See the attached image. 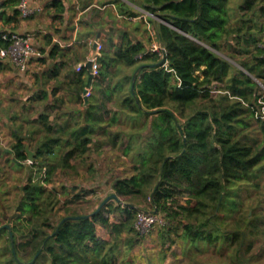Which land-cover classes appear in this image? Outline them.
I'll return each mask as SVG.
<instances>
[{"label": "trees", "instance_id": "16d2710c", "mask_svg": "<svg viewBox=\"0 0 264 264\" xmlns=\"http://www.w3.org/2000/svg\"><path fill=\"white\" fill-rule=\"evenodd\" d=\"M128 1L148 12L149 23L153 17L160 20L154 29L166 60L153 66L161 57L147 51L151 35L134 42L124 32L119 45H110L112 52H101L99 76L91 83L87 103L86 69L70 78L65 93L82 110L59 107L53 114L63 99H56L54 88L53 104L43 105L37 118L27 121L25 133L22 124L15 127L12 152H2L6 163L25 166L27 141L35 149L29 166L35 174L44 172L36 181L28 177L18 214L0 224V264H134L127 255L143 236L135 228L137 210L108 202L87 218L65 207L66 214L54 222L59 194L44 187L56 172L73 168L70 161L92 150L90 144L96 149L116 146L122 136H111L108 128L118 121L117 110L128 114L133 127L149 124V132L127 138L124 155L140 141L134 173L116 178L112 192L124 203L162 214L169 225L159 232L161 245L171 249L179 240L183 254L193 258L191 264L204 263L187 250L201 253L210 247L225 254L227 260L217 264H251L254 243L264 235V216L243 211L234 188L264 173V141L239 135L255 122L264 137V0H241L239 23L232 20L230 0ZM52 4L63 12L62 0ZM5 45L0 39V46ZM47 98L48 92L40 89L37 99ZM108 104L116 111L106 118ZM96 133L106 141L94 143ZM63 194L69 195L66 188ZM80 196L76 193L66 203L75 204ZM230 219L233 229L225 230ZM98 226L108 239L97 234Z\"/></svg>", "mask_w": 264, "mask_h": 264}, {"label": "crops", "instance_id": "0c3cea01", "mask_svg": "<svg viewBox=\"0 0 264 264\" xmlns=\"http://www.w3.org/2000/svg\"><path fill=\"white\" fill-rule=\"evenodd\" d=\"M28 1L37 11L28 18H21L19 13H15L17 2L0 0V33L31 35L35 47L43 55L32 61L24 73L19 72L8 59L0 58L1 154L3 151L12 152L10 147L15 141V127L22 124V132L25 133L27 121L37 118L33 108L53 104L55 98L51 91L54 88L58 89L56 99H63L57 101L53 114L71 103L65 91L70 78L78 73L76 66L87 61L93 42L98 41L106 51H111L114 46L110 45L120 44L122 32H133L129 38L134 42H144L148 36L144 34L149 23L148 12L128 0H120L124 6L116 0H62L63 12L53 6L52 0ZM135 8L139 11L135 17L124 12ZM86 73L88 77L87 70ZM40 89L48 92L44 102L37 99ZM24 143L35 153L29 142ZM97 234L104 239L109 238L101 226L97 227Z\"/></svg>", "mask_w": 264, "mask_h": 264}, {"label": "rangeland", "instance_id": "374dc122", "mask_svg": "<svg viewBox=\"0 0 264 264\" xmlns=\"http://www.w3.org/2000/svg\"><path fill=\"white\" fill-rule=\"evenodd\" d=\"M241 4V0H230L229 3V12L232 14V20H236L238 23L241 21L243 13L239 9ZM131 11L133 13H139L136 8ZM153 19L160 22L157 17H153ZM260 21H262V18H260ZM152 23H148L147 29L149 31L147 32V30H144V34H156ZM126 33L132 35L133 32L129 31L130 34L128 32ZM121 34L123 35V32ZM106 50V47L103 45L102 52ZM112 51L113 50L110 52ZM127 72L130 73V70L128 69ZM121 76L122 74L118 75L116 78ZM66 107L67 109L69 107H71V109L78 108V110L84 108L76 107L73 103H70ZM40 109V106L33 108L36 114L41 111ZM106 109L110 111L109 114L104 115L106 118H109L113 115V111H116L115 106L112 104H108ZM116 112L118 121L108 128L111 136L116 133H119L122 136L117 140L116 146L112 148L109 144H104L101 148L96 149L95 144H90L89 146L92 150L70 161L73 168H67L66 171L63 172H56L53 177V182L44 184V187L47 190L53 188L59 194L58 198L60 200L55 207L54 212H56V214L54 222L57 221L59 217L66 214L65 207L69 208L67 211L68 213H92L108 195L113 193L111 186L116 178H126L134 173L133 167L135 164L133 158L138 151L137 148L140 147V141L129 155L123 154L122 147L131 134L139 133L146 135L149 132V124L140 128L133 127L130 121L127 122L126 116H128V114L126 112H122L121 110H117ZM239 135H247L249 139H258L259 142L262 140L264 141V137H262L258 125L255 122H252L250 127L242 130ZM92 137L94 143L106 141L104 140L105 138L98 133L92 135ZM71 148L72 147H69L67 150ZM29 164L31 163L26 161L25 166L17 168L10 163H6L5 157L0 153V224L5 222L8 223V221L14 219L18 214L17 207L23 194L22 188L27 183L28 177L31 175L34 178L33 181H36L39 178L41 179L42 172L44 171L41 172V175L35 174L37 170H33ZM63 188L68 190L69 195L63 194ZM234 189L237 191L236 197L241 201L240 206L243 211L249 215L258 214L261 217L264 216V173L256 178L251 184L236 185ZM76 193H80L81 198L76 201L75 204L69 202L66 203V201L69 200V197H73ZM186 197L187 196L184 195L180 198V202L184 203V198ZM109 202L112 204L116 203L114 200H110ZM142 206H144V204H140V207ZM226 208H228V205H226ZM111 219L114 220L113 215L111 216ZM230 222H232L231 219L229 220L228 225L223 224L225 230L233 229ZM168 225L169 224L165 222V219H163L162 224H157L152 231L147 233V235H143L139 244H137L127 255V260H132L134 264L193 263V258H189L183 254V248L179 240H175L171 249H167V245H161V233L159 232L164 226L167 227ZM262 228L264 229V223L262 224ZM214 248L215 247L203 249L201 253L195 251L191 253L189 250L186 252L187 255H189V253L193 254L196 261H202L204 264H217L221 261L227 260L222 250L217 252ZM260 250H264V235H260L254 243L251 264H264V251L260 253Z\"/></svg>", "mask_w": 264, "mask_h": 264}, {"label": "built area", "instance_id": "2783aa9c", "mask_svg": "<svg viewBox=\"0 0 264 264\" xmlns=\"http://www.w3.org/2000/svg\"><path fill=\"white\" fill-rule=\"evenodd\" d=\"M16 10L18 11L21 18H28L36 13L37 8L32 7L28 0H19L18 4L16 5ZM151 38L152 40L147 47V51L152 53L155 52L162 58L165 53L163 46L158 41L156 34L152 33ZM0 39L6 43L5 46H0V58L8 59L21 73H24L28 70V67L32 61L38 60L43 56L39 49L35 47L33 37L29 34L3 32L0 33ZM102 50L103 45L98 42L96 47V55L91 57V52L87 59V61H91V74L93 79L99 76L98 60L101 56ZM84 64H78L76 66V71L80 72V70L84 67ZM165 65L166 63L164 66ZM212 92L216 93L214 90ZM91 95L92 87L86 86L83 92V98H89ZM162 221L163 215L158 212L155 214L153 211H137L135 228L140 234L145 235L153 230L157 224H162Z\"/></svg>", "mask_w": 264, "mask_h": 264}, {"label": "water", "instance_id": "95a60500", "mask_svg": "<svg viewBox=\"0 0 264 264\" xmlns=\"http://www.w3.org/2000/svg\"><path fill=\"white\" fill-rule=\"evenodd\" d=\"M154 26H156V20H154ZM97 44H98V41H95V42H93V44H92V56H91V57H94V56L96 55V47H97ZM165 60H166V58H165V53H164V55H163V57L161 58L160 62L157 63V64H155V65H153V66L161 65L162 63L165 62ZM84 67H85V69H86L87 72H88L87 87H90V86H91V83H92V81H93V76H92V74H91V61H87V62L84 64ZM138 71H139V69H137V71H136V72L134 73V75H133V78H132V88H134V85H135V78H136V75H137ZM83 99H84L85 103L88 102V98L84 97ZM153 112L155 113V112H157V111L155 110V111H153ZM25 152L27 153V157H28L27 159H28V161H29L30 163H32L33 160H34V157H35V153L31 152V151L29 150L28 146L25 147ZM110 200H114V201H116L117 203H120V204H122V205H125V206H127V207H129V208L135 209V210H137V211H145V210H143V209H141V208H139V207H136V206L133 205V204L124 203V202L119 198V196H118L116 193H112V194L108 195V196H107V197H106V198L100 203L99 207L95 210V212L99 211V210H100L103 206H105ZM95 212H92V213H90V214L84 215V216H82V217H87V218H88V217H90V216H93ZM157 212H158V211H157L156 209L153 210V213L156 214ZM67 218H71V217H67ZM67 218H65V219H67ZM75 218H80V217H75ZM65 219H63V221H64ZM7 228H9V226H7ZM10 238L12 239V233H11V232H10Z\"/></svg>", "mask_w": 264, "mask_h": 264}, {"label": "flooded vegetation", "instance_id": "af4514ba", "mask_svg": "<svg viewBox=\"0 0 264 264\" xmlns=\"http://www.w3.org/2000/svg\"><path fill=\"white\" fill-rule=\"evenodd\" d=\"M27 162H28V159H27Z\"/></svg>", "mask_w": 264, "mask_h": 264}]
</instances>
